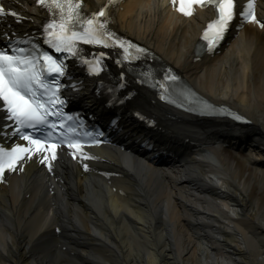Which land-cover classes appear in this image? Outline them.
Here are the masks:
<instances>
[{
  "label": "bare ground",
  "instance_id": "6f19581e",
  "mask_svg": "<svg viewBox=\"0 0 264 264\" xmlns=\"http://www.w3.org/2000/svg\"><path fill=\"white\" fill-rule=\"evenodd\" d=\"M258 11L264 19V0ZM207 18L204 11L184 20L164 0H135L118 23L200 94L251 124L196 121L190 128L166 121L176 138L214 133L221 139L166 170L103 150L118 165L108 181L82 175L67 161L54 176L61 184L39 180L38 172L11 180L0 192V264H264V38L249 25L225 52L193 62L194 40ZM138 104L164 116L163 107L146 99ZM239 139L245 146L235 145Z\"/></svg>",
  "mask_w": 264,
  "mask_h": 264
},
{
  "label": "snow or ice",
  "instance_id": "6c2138e0",
  "mask_svg": "<svg viewBox=\"0 0 264 264\" xmlns=\"http://www.w3.org/2000/svg\"><path fill=\"white\" fill-rule=\"evenodd\" d=\"M36 3L49 12V20L42 25L44 43L56 52L72 56L82 65H87L90 73L98 74L101 71L105 53L99 52L91 58H86L78 47V42L102 45L105 48L109 43L118 44L125 59H130L129 50L133 47H137L138 51H144L131 42L115 37V34L106 28V21L99 19L104 16L103 8L98 13L85 14L81 10L82 0H36ZM203 3L204 0H179L177 10L183 15L190 16L193 14L194 5L203 6ZM212 3L218 13L217 19L208 25V29L213 32V40L222 37L234 14L246 16L253 21L256 19L250 11L251 0L249 10L239 13H234V0H212ZM173 4H176V0H173ZM5 14L8 13L4 6L0 5V16ZM10 14L18 15L14 11ZM204 38L208 39L207 31ZM213 40H209L210 46ZM20 43L29 47H18ZM9 46L11 54L8 50H0V101H2L0 111L5 113V120L12 121V125L7 126L13 129L11 135H18L28 141V146L15 144L10 149L0 146V175H3L6 169L16 170L17 164L25 159V154L31 158L33 152L47 151L45 144L52 150V159H55L53 140L67 143L70 148L77 150L81 143L76 135V127L69 125L67 133L63 131L65 120H74L72 116L63 112L66 98H61L62 85L59 78L69 75L64 60L43 50L39 42H34V38L28 34L10 39ZM166 79L175 82L177 77L166 76ZM50 116L55 119L50 120ZM78 119V116L75 117V120ZM236 119L242 118L237 116ZM57 122L61 128V137H53ZM26 128L34 131L47 130V136L36 138L25 132Z\"/></svg>",
  "mask_w": 264,
  "mask_h": 264
}]
</instances>
